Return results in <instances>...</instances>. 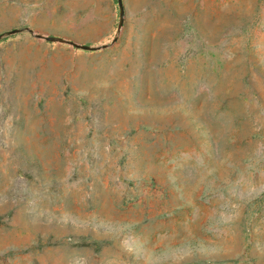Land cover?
Instances as JSON below:
<instances>
[{"label":"rangeland","instance_id":"1","mask_svg":"<svg viewBox=\"0 0 264 264\" xmlns=\"http://www.w3.org/2000/svg\"><path fill=\"white\" fill-rule=\"evenodd\" d=\"M4 5L0 264H264V0Z\"/></svg>","mask_w":264,"mask_h":264},{"label":"crops","instance_id":"2","mask_svg":"<svg viewBox=\"0 0 264 264\" xmlns=\"http://www.w3.org/2000/svg\"><path fill=\"white\" fill-rule=\"evenodd\" d=\"M101 1L107 3V9H110L109 0H5L4 9H6V21L11 26H26L27 28H37L39 27L42 16L44 12L52 16L53 30L56 35L70 37L75 43L80 45L92 44L99 41L100 36L103 35L102 32L98 33L99 37L95 40L82 39L81 32L86 29H77L73 31L70 27L71 22L77 21L70 16V12L67 10L65 15V21L68 23L65 27L61 26V21L63 20L62 15H60V9H91L92 14L85 15L82 21L89 20L91 23L94 20L93 9H100ZM77 41V42H76ZM79 42V43H78ZM88 46V45H87Z\"/></svg>","mask_w":264,"mask_h":264},{"label":"water","instance_id":"3","mask_svg":"<svg viewBox=\"0 0 264 264\" xmlns=\"http://www.w3.org/2000/svg\"><path fill=\"white\" fill-rule=\"evenodd\" d=\"M39 37H42V35H38ZM48 40H50V39H52V37H46ZM69 43L70 44H73V45H75V46H79V45H77V44H75V43H72V42H70L69 41ZM82 47H84V48H87V46H82Z\"/></svg>","mask_w":264,"mask_h":264}]
</instances>
